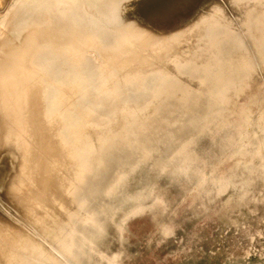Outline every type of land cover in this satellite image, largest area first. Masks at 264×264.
Listing matches in <instances>:
<instances>
[{
    "label": "rangeland",
    "instance_id": "374dc122",
    "mask_svg": "<svg viewBox=\"0 0 264 264\" xmlns=\"http://www.w3.org/2000/svg\"><path fill=\"white\" fill-rule=\"evenodd\" d=\"M11 1L0 0V8ZM29 1L24 3V11L18 14L19 23L48 17L52 13L46 11L45 7L53 10L57 6L54 0ZM135 1L98 0L83 5L69 0L56 7L65 17L75 19L74 24L79 31L95 33L92 45L86 43L88 39H84L81 42L85 43L79 46L87 59L80 72L84 80L81 84L85 89L67 101L68 106L79 103L80 114L87 113V120L100 124L113 119L117 107L122 104L135 109L145 107L152 100L155 90L146 98L149 92L142 96L140 88L150 86L153 81L156 83L153 84L155 89L163 77L172 74L173 78L174 64L184 65L187 60L174 61L187 47L188 34L196 30L195 26L201 18L213 13L219 6L233 18L237 33L244 42V50L254 58L259 74L245 78L230 88L224 99H218V104H207L208 109L202 105L201 109H204L197 111L201 119L197 117L194 126L173 127L175 132L185 134L183 139L171 142L155 140L149 144L153 148L150 147L151 150L144 156L141 154L124 160L116 158L111 161L110 167L115 169L109 168L104 179H95V182L94 175L89 178V187H94L95 193L91 195L89 213L84 219H78L80 231L89 241V247L83 248V264H264V134L260 130V126L264 125V53H261L264 48L256 46L246 31L250 27L255 35L264 37V4H256L236 17L234 13L238 11L233 10L229 3L238 0H189L187 7H181L186 11L176 14L187 15L186 21L177 23L180 25L178 28L176 22L172 21L175 16L173 7L168 8V1L170 4L173 0H149L147 12L143 11L145 14H129ZM164 22L165 26L168 23L166 28L161 27ZM129 41L132 42L129 45L124 43ZM199 41H203L199 44L201 51L206 39ZM127 46L132 50L127 51L124 48ZM119 50H126V54L120 55L123 57L121 61L127 55L129 57V53H139L138 57L132 55L135 60L139 59L135 67L121 69L106 63L104 54ZM224 53L226 58L231 56L232 60L238 55L227 46ZM206 61L202 57L197 63L184 67L195 73ZM165 65L168 66L165 68ZM89 72L91 75H87ZM192 72L184 79L188 80ZM188 83L197 89L199 82L192 79ZM204 84L210 88L209 81ZM90 88L94 94L87 96ZM198 98L195 100L198 101ZM98 100L103 104H96ZM182 116L177 111H161L152 122V117L148 118L151 122L149 129L153 125L166 132L169 128L165 122L168 119L172 122L180 120ZM35 150L38 162L43 164L42 170L39 169V183L25 189L24 195L31 193L36 196L46 191V155L44 151ZM127 154L120 153L122 156ZM24 197H18L12 205L0 197V219H3L0 227L3 224L23 225L18 210L25 206L31 209L35 207L30 203L24 204ZM146 202L147 207L122 221ZM16 239L12 236L5 239V247L13 248ZM24 253L22 249L19 250V261ZM64 261L67 262L65 258Z\"/></svg>",
    "mask_w": 264,
    "mask_h": 264
},
{
    "label": "bare ground",
    "instance_id": "6f19581e",
    "mask_svg": "<svg viewBox=\"0 0 264 264\" xmlns=\"http://www.w3.org/2000/svg\"><path fill=\"white\" fill-rule=\"evenodd\" d=\"M26 1L12 0L0 8V197L8 205H12L18 197L25 196L24 204H33L39 210L25 206L24 209L18 210L23 225L3 224L4 226L0 227L3 230L0 231V264H83L85 256L83 248L89 247V241L87 236L81 233L78 219H84L89 213L91 195L95 193V188L92 189L91 185L89 187V178L94 175L96 177L94 181L104 179L112 165L111 161L116 158L124 160L136 158L141 154L144 156L153 146L149 144L155 140L171 142L183 139L185 134L175 132L173 127L194 126L198 112L204 109H201L202 105L208 109L207 104L211 105L214 102L218 104L220 102L218 99H224L230 88L245 78L259 74V69L254 58L245 52L244 42L237 33L233 18L226 14L223 7H216L213 13L199 20L195 26L196 30L188 34L187 47L181 54L178 52L179 58L174 61L187 60L184 65L174 64L173 78L172 74L163 77L160 79L161 84L157 83L158 87H154L155 89L153 84L156 83L153 81L150 86L144 85L140 88L142 96L149 92L146 98L155 90L152 100L145 107L135 109L126 104L119 105L113 119L95 124L87 120V113L80 114L79 103L67 105L68 99L72 100L75 95L82 92V89H85L81 84L84 80L80 72L87 59L79 46L85 43L81 42L84 39H88L86 43L92 45L95 33L79 31L74 24V18L65 17V14L57 11L58 5L69 0H54L57 6L53 10L46 6L45 10L52 13L48 17L19 23L18 14L26 8L24 4ZM70 1L84 5L89 2L96 3L95 1L98 0ZM188 1L173 0L170 4L168 1V8L173 7L175 14L172 21L176 22L178 28L180 25L177 23L186 21L187 15L176 14L186 11L181 7H187ZM147 3H150L149 0H136L128 11L129 14L147 12ZM256 4H264V0H238L229 3L233 10L238 11L237 14L234 13L236 17H240ZM141 21L143 22V19ZM165 23L164 26H159L166 28L168 23L166 26ZM222 30L225 32L223 33ZM246 31L249 37L254 39L256 46L264 48V37L255 35L250 31V27ZM205 39L204 48L200 51L199 44L203 41L199 40ZM167 41L169 42V39ZM194 45L196 47L192 50ZM224 46L236 51L238 55L234 60L230 58L231 56L226 58ZM117 47L119 49L118 45ZM124 48L127 51L132 50V48L129 50L128 46ZM125 51L108 52L104 54V59L106 63H112L117 68L135 67L139 59L132 58L133 54L129 53V57L127 55V58L121 61L123 57L120 55L126 54ZM138 54L137 52L133 57H138ZM161 54L163 55L164 52ZM202 57L207 59L206 66L202 65L204 70L200 66L199 70L193 73L192 69L184 67L186 64L197 63ZM157 60L161 61V59ZM168 65H165V68ZM168 67L170 70V65ZM191 72L193 74L190 78L184 79ZM87 75H91V72ZM192 79L199 82L197 89H193L188 83ZM207 81L210 88L204 84ZM89 90L92 91L91 88ZM90 91L87 96L89 93L94 94V91ZM197 97H199L198 101L195 100ZM99 100L95 103L100 106L103 102ZM161 111H177L183 116L180 120L179 117L178 120L173 119L174 122L169 119L167 122L164 121L169 128L166 132L153 125L149 129L153 118ZM149 117H152L151 122L148 121ZM260 130L264 134V125L260 126ZM195 140L197 141L198 138ZM35 149L44 151L46 155L44 158L46 161L44 166L48 172L44 187L46 191L36 196L31 193L24 195L25 189L39 183L38 174L43 164L38 162V153ZM124 152L128 154L120 155ZM113 169L115 168L111 170ZM91 181L93 182L92 179ZM146 205L148 202L141 204L122 221L127 220L130 215H136ZM2 220L0 219L1 222ZM11 236L17 238V242L13 248L7 249L3 241ZM20 249L25 252L21 261L18 255Z\"/></svg>",
    "mask_w": 264,
    "mask_h": 264
}]
</instances>
